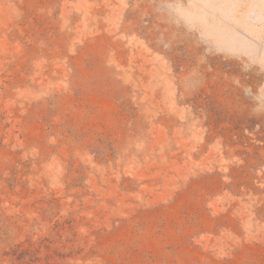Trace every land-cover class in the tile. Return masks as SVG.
<instances>
[{
	"label": "rangeland",
	"instance_id": "1",
	"mask_svg": "<svg viewBox=\"0 0 264 264\" xmlns=\"http://www.w3.org/2000/svg\"><path fill=\"white\" fill-rule=\"evenodd\" d=\"M0 264H264V0H0Z\"/></svg>",
	"mask_w": 264,
	"mask_h": 264
}]
</instances>
